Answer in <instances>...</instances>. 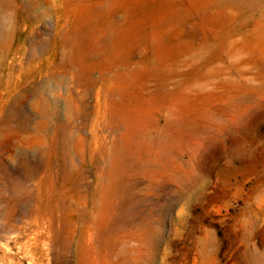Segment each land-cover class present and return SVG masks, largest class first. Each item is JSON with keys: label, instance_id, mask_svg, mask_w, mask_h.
Returning <instances> with one entry per match:
<instances>
[{"label": "rangeland", "instance_id": "rangeland-1", "mask_svg": "<svg viewBox=\"0 0 264 264\" xmlns=\"http://www.w3.org/2000/svg\"><path fill=\"white\" fill-rule=\"evenodd\" d=\"M63 1L0 92V264H264V0H84L117 29L75 78Z\"/></svg>", "mask_w": 264, "mask_h": 264}, {"label": "bare ground", "instance_id": "bare-ground-1", "mask_svg": "<svg viewBox=\"0 0 264 264\" xmlns=\"http://www.w3.org/2000/svg\"><path fill=\"white\" fill-rule=\"evenodd\" d=\"M55 3L56 0H0V12L4 16L5 14L8 15V21L5 23L6 26L3 27L4 24L0 23V92L10 87L13 78L18 80L23 68H29L31 65L35 66L36 69L39 68L40 58L48 42L42 38L44 34L36 33L33 30L28 31L26 26L30 20L35 18L41 20L49 18L53 10L56 9ZM63 5V25L55 43V57H58L62 65L56 68L65 74L72 71L73 73L69 74L71 78H75L74 72H77L76 70L81 71L86 60L91 61L97 59L98 56L105 58L107 49L109 50L108 54L111 52V45L109 44L106 47V43L104 42L108 37L110 38V30L117 28L110 20L101 23L94 30L88 26L86 20L82 23L79 19L77 23L74 21L69 25L68 20L75 13V9L84 10L86 1L64 0ZM83 12H86V10ZM55 23L56 21L54 22V30L57 24ZM18 43L19 45L15 47L17 49L12 50V46ZM20 52L25 57L22 68L15 70V68L8 65L5 67L7 74L2 73L5 60L9 57L8 54L10 56L15 54L19 55ZM66 65L68 70L65 69ZM50 74L51 77H55V70L53 72L51 71ZM43 75L38 73L39 77ZM78 81L82 83L79 78ZM89 81L91 82V80ZM99 81L106 87L109 79L102 75ZM32 106L40 112L41 117H45V112H42L45 104L41 99H37Z\"/></svg>", "mask_w": 264, "mask_h": 264}]
</instances>
